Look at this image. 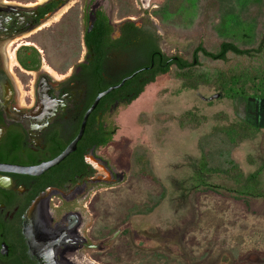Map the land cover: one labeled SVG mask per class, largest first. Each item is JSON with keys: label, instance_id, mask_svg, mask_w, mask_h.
I'll return each mask as SVG.
<instances>
[{"label": "flooded vegetation", "instance_id": "obj_1", "mask_svg": "<svg viewBox=\"0 0 264 264\" xmlns=\"http://www.w3.org/2000/svg\"><path fill=\"white\" fill-rule=\"evenodd\" d=\"M126 1L0 0V264H143L114 244L120 233L98 230V193L125 177L98 134L130 97L147 39L160 43L154 0ZM110 88L72 153L39 175L18 171L60 156Z\"/></svg>", "mask_w": 264, "mask_h": 264}, {"label": "rangeland", "instance_id": "obj_2", "mask_svg": "<svg viewBox=\"0 0 264 264\" xmlns=\"http://www.w3.org/2000/svg\"><path fill=\"white\" fill-rule=\"evenodd\" d=\"M136 2L126 1L137 9ZM196 2L190 19L176 24L161 23L159 16L172 0H154L149 20L167 55L190 59L199 43L209 49L219 45L214 27L220 17L209 16V5ZM194 108L208 120L197 129L181 128L178 116ZM114 117L117 130L101 153L125 177L98 193L100 232L120 233L114 244L142 254L143 264H264V197L241 194L237 187L244 182L230 172L239 166L245 182L264 189V98H229L206 86L186 89L166 74ZM229 122H249L259 131L236 145L223 131ZM134 234L141 241L135 247L130 242Z\"/></svg>", "mask_w": 264, "mask_h": 264}, {"label": "trees", "instance_id": "obj_3", "mask_svg": "<svg viewBox=\"0 0 264 264\" xmlns=\"http://www.w3.org/2000/svg\"><path fill=\"white\" fill-rule=\"evenodd\" d=\"M196 1L172 0L171 7L159 15L161 23L167 19L176 24L189 20V14L193 15L195 11ZM247 1L243 0L245 4L242 5H233V0H204V2L200 0L201 4L209 5L207 9L209 16L212 14L215 18L220 17L214 29L217 30L221 41L213 49L199 43L193 49L190 59L179 55H167L160 49L156 39L148 38L145 56L140 61L142 72L130 82L131 95L122 102V106L130 105L140 97L149 84L156 81L157 77L166 74L180 81L186 89L195 90L206 86L222 92L229 98H249L253 95L264 98V0H258L256 5H248ZM207 120V116L200 114L195 108L178 116L179 126L186 129H197ZM103 124L102 122L98 134L97 144L100 147L112 142L117 130L114 123L106 128ZM223 131L234 144L239 145L253 139L259 127L249 122H229ZM80 159L83 165V158ZM205 167L206 160L203 156L200 159V171L204 172ZM230 172L235 180L244 182L242 186L237 187V191L241 194L264 197L263 188L253 185L250 180L245 182L244 172L239 166H233ZM257 173H252L250 177L253 178ZM202 174L200 173L199 177H202Z\"/></svg>", "mask_w": 264, "mask_h": 264}, {"label": "water", "instance_id": "obj_4", "mask_svg": "<svg viewBox=\"0 0 264 264\" xmlns=\"http://www.w3.org/2000/svg\"><path fill=\"white\" fill-rule=\"evenodd\" d=\"M119 87V86H117ZM113 88H110L109 90L100 93L99 96L96 98L93 106L90 108V110L86 113L84 120H83V124L81 127V130L78 134V136L70 143V145L64 150V152L58 156L57 158H55L54 160L48 162V163H44L42 165L39 166H35V167H29V168H22L19 169L18 171L21 173H26V174H31V175H39L41 173H43L44 171H46L47 169H49L50 167L59 164L62 160H64L70 153H72L75 149H76V145L78 143V141L82 138L83 134H84V130H85V126H86V122H87V118L89 113L96 107V105L98 104L99 100L106 95L107 93H109Z\"/></svg>", "mask_w": 264, "mask_h": 264}]
</instances>
